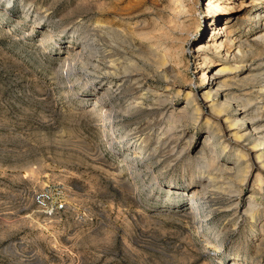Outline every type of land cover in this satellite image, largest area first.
Instances as JSON below:
<instances>
[{
	"label": "rangeland",
	"instance_id": "rangeland-1",
	"mask_svg": "<svg viewBox=\"0 0 264 264\" xmlns=\"http://www.w3.org/2000/svg\"><path fill=\"white\" fill-rule=\"evenodd\" d=\"M182 1L191 12L177 19V11H170L175 5L169 0H0V264H264V191L260 194L256 190L261 213L251 221L221 208L226 203L217 196L210 200L212 213L203 211L205 201L200 197L190 200L189 183L195 171L186 164L167 168L164 162L155 163V157H149L144 160L154 171L143 168L140 175H132L121 162L124 157L135 160V152L140 150H128L125 143L130 139L123 142L124 132L137 123L142 126L141 134L149 135L159 114H116V119L108 117L100 129L102 122L85 110L99 95L117 107H125L132 93L124 90L122 96L113 97L104 87L96 90L100 81L93 76L81 82L65 78L70 65L63 57L85 42L98 22H109L123 32L128 30L127 34L134 30L131 36L136 38L140 52L149 51V42L138 32H150L156 26L159 35H166L160 38L162 48H173L178 55L173 62L169 60L174 74H178L174 75L177 80L172 92L176 95L181 91L175 98L177 108L186 105L185 96L192 91L208 112L210 104L201 98L202 75L208 69L201 67L198 48L216 29L206 5L213 6H209L213 13L215 5L227 4L222 0ZM241 1L251 0L232 2ZM254 7L253 12L260 14L258 25H248L247 16L252 14L248 8H236L227 26L239 24L241 17L244 20L236 34L250 30L256 37L264 36V0H256ZM74 20L82 22L81 31L63 33ZM225 20L221 17L217 26L224 25ZM102 39L103 52L110 45L107 37ZM262 43L254 50L256 61L264 58ZM214 55L209 51L217 61ZM244 65L248 66L238 74L250 76V60ZM222 67L212 66L209 77ZM76 71H82V66ZM227 78L221 76L218 81ZM162 79L152 76L149 81L164 88L167 83ZM242 85L234 84V91L250 93L251 85ZM189 107L193 110L195 106ZM205 121L203 116L197 125L189 126L194 137L190 146L193 157L201 152L209 154L204 144ZM148 145L152 149L153 141ZM216 148L222 151L221 145L216 144ZM229 150L222 158L234 165L235 155ZM257 175L253 173L247 186L234 180L243 190L235 197L243 208ZM168 182L180 192L169 194ZM42 191H50L65 208L49 215L35 201ZM187 203L198 205L196 221L202 225H195L191 216L181 215L186 207L180 204Z\"/></svg>",
	"mask_w": 264,
	"mask_h": 264
},
{
	"label": "bare ground",
	"instance_id": "bare-ground-1",
	"mask_svg": "<svg viewBox=\"0 0 264 264\" xmlns=\"http://www.w3.org/2000/svg\"><path fill=\"white\" fill-rule=\"evenodd\" d=\"M169 1H171L172 5H175L174 9L170 8V11H177V19L183 15L185 16L189 11L182 0H179L180 6L177 4L178 0ZM194 1L192 2L194 3ZM222 1H225L227 5H215L214 9H211L213 13L209 9V6L212 5H206L208 7L207 14L213 17L212 27L216 26V29L215 34L210 37L205 45L198 48V58L202 64L200 65L208 69L202 75L203 84L201 85L203 87L201 98L206 105L210 104L208 105V112L204 111L198 101V96L193 94L192 91H188L185 96L186 105L181 109L177 108L175 98L180 95L181 91L176 92V95H174V91L172 92L177 80V78L175 80V76L178 74H174V67L169 60L173 62V59L176 56L178 57V55H176L175 51L173 53V48H162V39L160 40V38L164 37L165 34L159 35L160 32H156L158 31L156 26H153L155 29H151L150 32L143 31L140 33L141 30L138 32L137 35L140 38L143 37L142 39L149 42V51L140 52L139 48L137 49L135 46L136 38L133 39L134 37L131 36L132 34L135 35L134 30L133 32L131 31L132 34L131 32L127 34L128 30L123 32L121 31L122 29L119 28V30L109 25V22L107 24H105L106 22L104 24L98 22L92 28L93 30L91 29L93 34L88 35L85 38V42H82L76 49L70 50L63 57L65 64L69 63L70 65L66 70L65 78L70 82H72V78L77 82H81L85 81L86 77L93 76L94 79L96 78L100 81L99 85L95 86L96 90L104 87L113 97L122 96L124 90H129L132 93V97L127 100L125 107H117L116 104L107 102L100 95L95 99L94 105L85 111L86 114H91L97 117L99 122H102L98 124L99 128L106 124L108 117L116 119L115 116H118L116 114L129 115L133 112H154V114H159L158 121L155 120L154 124L151 123L153 125L149 129L151 131L149 135L143 136L141 134L143 132L141 130L142 126L137 125V123L136 127L127 129L124 132L125 134L123 133V142L126 139H130L125 143L128 150L136 149V147L140 150V152H135V160H129L120 155L123 158L121 163L132 172V175H140V171L143 168L151 170V172L154 171L153 167L144 160L149 157H155V163L164 162L167 168L173 164H186L189 169L195 171L194 179H191L192 181L189 183L192 189L189 199L193 200L198 196L202 201L204 200L203 211L211 210L210 213L214 211L210 206V200L214 198L213 196H217L226 203L221 208L228 210V212L231 211L233 216L237 218L246 217L251 221H256L257 216L261 213V205L257 201V196L259 192L261 194L264 191V58L262 56L263 59H257L256 61L254 50L258 47L257 45L264 43V36L259 35L260 37H256L253 34L254 32L250 30L251 33L243 30V33L236 34L237 30L240 32L239 28L244 20L241 17H237L239 24L227 26L231 23L230 20L234 16L232 14L236 12V8H248L247 11L252 13L247 16V20L250 21L248 25L252 24L253 27L258 25L261 22L260 14L253 12L256 0H251L248 3L241 1L239 4L232 2L233 0ZM169 6L171 7V5ZM261 15L264 17V14ZM221 17L226 19L225 23L217 26ZM45 18L48 17L46 16ZM168 21L171 24L173 23L172 20ZM81 25L82 22L74 20L64 27L63 33L77 34L81 31ZM248 27L251 28L250 26ZM218 35H221L220 38ZM103 37H107L110 47L102 52L100 46ZM129 51H132L133 54ZM209 51L216 54L214 56L219 59L217 61L213 60L209 56ZM134 53H138V55L136 54L137 56L141 55L138 58ZM246 60L251 62V65L247 68L250 76L242 77L238 73L248 66H243L244 61L246 64ZM230 63H234V66L227 67L226 65ZM78 65L82 66V71H76ZM214 65H222L223 67L209 77V69ZM232 74H235V76L231 77V79L227 78ZM152 76L164 78L167 83L166 87L158 88L153 85L149 81ZM221 76L227 79L222 82L218 81ZM237 82H241V86H244L242 84L251 85L250 89H248L250 93L246 95L237 94L233 88V85L237 84ZM190 105L195 106L193 110L190 109ZM203 116H206V121L204 122V126H206L204 144L208 147L209 154L201 152L199 157L198 155L193 157L190 146L194 137L190 135L189 126L197 125ZM185 140L188 141L187 145L184 144ZM216 140H221L222 142L216 143ZM149 141H153L154 147H151L152 149H148ZM216 144L221 145L222 151L220 153L217 151ZM228 149L233 151L235 155L236 163H233L234 165H230L232 164L231 162H224L222 158L227 155ZM254 172L258 173V175L243 208L241 203L235 199L237 195L241 196L243 194V190L240 189L241 187L239 188V185L234 180H241L238 182H243L242 184L245 185ZM168 183L170 187L166 188L169 194L180 192L178 189H174V183ZM135 190L138 191V188ZM256 190L259 191L258 194ZM180 205L182 208L186 207L181 213L182 216H191L195 225H202L203 222L196 221L199 211L198 205L194 206L193 203ZM204 217L209 218V214H205ZM218 235L217 238L221 236ZM212 246L213 249H217V245L212 244Z\"/></svg>",
	"mask_w": 264,
	"mask_h": 264
},
{
	"label": "built area",
	"instance_id": "built-area-1",
	"mask_svg": "<svg viewBox=\"0 0 264 264\" xmlns=\"http://www.w3.org/2000/svg\"><path fill=\"white\" fill-rule=\"evenodd\" d=\"M35 201L40 207L45 208L49 215H54V213L60 212L65 208L62 201L56 200L50 191H42L36 195Z\"/></svg>",
	"mask_w": 264,
	"mask_h": 264
}]
</instances>
